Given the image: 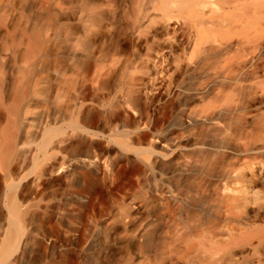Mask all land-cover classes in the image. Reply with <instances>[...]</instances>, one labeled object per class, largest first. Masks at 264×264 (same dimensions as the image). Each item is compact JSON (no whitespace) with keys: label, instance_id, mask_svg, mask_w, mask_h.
<instances>
[{"label":"rangeland","instance_id":"obj_1","mask_svg":"<svg viewBox=\"0 0 264 264\" xmlns=\"http://www.w3.org/2000/svg\"><path fill=\"white\" fill-rule=\"evenodd\" d=\"M56 1L0 0V264H159L200 180L192 140L251 144L258 98L224 105L214 123L187 120L204 103L181 89L212 79L177 68L182 55L135 48L143 0H126L112 31L93 37L83 0ZM173 140L184 150L162 157Z\"/></svg>","mask_w":264,"mask_h":264},{"label":"bare ground","instance_id":"obj_2","mask_svg":"<svg viewBox=\"0 0 264 264\" xmlns=\"http://www.w3.org/2000/svg\"><path fill=\"white\" fill-rule=\"evenodd\" d=\"M125 3L83 0L85 35H108ZM131 20L137 50L161 57L182 55L186 62L177 68L194 80L212 79L205 86L181 89L191 101L204 103L195 114L186 108L187 120L214 123L224 105H254L258 98V133L251 136V144L238 145L237 137L226 134L213 136L211 143L192 140L200 180L195 195L181 206L174 249L159 264H264V0H143ZM201 55L209 59L200 67L196 58ZM137 80L133 75L132 82ZM184 148L183 140H173L164 146L162 157ZM185 164L184 158L172 173L183 172ZM8 207L15 215L12 196Z\"/></svg>","mask_w":264,"mask_h":264}]
</instances>
